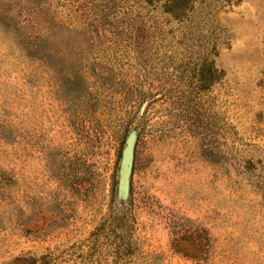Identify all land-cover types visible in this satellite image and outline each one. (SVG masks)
Listing matches in <instances>:
<instances>
[{"label":"rangeland","instance_id":"1","mask_svg":"<svg viewBox=\"0 0 264 264\" xmlns=\"http://www.w3.org/2000/svg\"><path fill=\"white\" fill-rule=\"evenodd\" d=\"M164 4L0 22V264H264V0Z\"/></svg>","mask_w":264,"mask_h":264},{"label":"trees","instance_id":"2","mask_svg":"<svg viewBox=\"0 0 264 264\" xmlns=\"http://www.w3.org/2000/svg\"><path fill=\"white\" fill-rule=\"evenodd\" d=\"M164 11L171 14L173 11L187 8L189 0H164ZM31 10L29 16L23 14V9ZM17 18L23 22L24 27H28L31 32H23L18 26ZM0 22L12 25L7 30V35L11 36L17 46L24 54H29L34 48L42 45L46 37V27L64 29L58 20L48 12L47 0H0ZM6 32V31H5ZM198 70V81L205 87L211 86L216 81L218 75L212 62H202ZM208 89V88H207ZM260 164L259 162H256ZM9 264H34L30 258L25 256L14 258Z\"/></svg>","mask_w":264,"mask_h":264},{"label":"water","instance_id":"3","mask_svg":"<svg viewBox=\"0 0 264 264\" xmlns=\"http://www.w3.org/2000/svg\"><path fill=\"white\" fill-rule=\"evenodd\" d=\"M133 136H130L126 142V148L124 150V160L125 162H130V156H131V151H132V146H133Z\"/></svg>","mask_w":264,"mask_h":264}]
</instances>
